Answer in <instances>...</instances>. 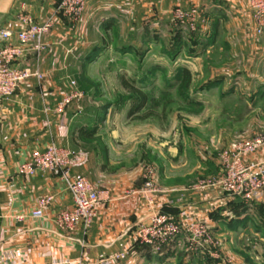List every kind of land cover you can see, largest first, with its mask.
Segmentation results:
<instances>
[{
  "label": "crops",
  "instance_id": "0c3cea01",
  "mask_svg": "<svg viewBox=\"0 0 264 264\" xmlns=\"http://www.w3.org/2000/svg\"><path fill=\"white\" fill-rule=\"evenodd\" d=\"M57 7V0H0V31H19L23 14L37 24L56 17L54 30L44 40L47 51L39 60L29 55L22 64L39 70L44 80L24 83L11 100L0 101V264H109L102 258L119 254L123 246L131 252L126 260L114 264L169 261L176 256L172 253L174 246L156 253L135 241L138 221L153 209L145 196L131 192L144 187L141 172L110 173L111 148L97 140L101 126L96 127L93 137L86 136V132L94 131L101 112L86 98L74 100L62 113L58 107L72 90L71 78L76 69H89L117 47H132L138 38L149 46L157 38L165 40L177 35L172 18L176 8L200 14L199 28L192 38L199 37L202 44L204 39H210V50L217 49L220 37L225 35L224 47L240 59L241 74L236 80L240 86L255 82L264 87V33L257 35L260 38L256 36L247 0H88L76 25L57 16ZM112 34L118 43L108 40ZM13 43L18 44L16 40ZM5 45L0 40V49ZM206 49H200L199 54ZM93 55L96 59L85 63ZM90 106L92 112L88 110ZM50 144L73 152V173L85 176L97 191L104 193L105 200L86 233L81 226L71 234L63 235L57 230L56 214L74 206L58 177H27L19 173L33 153L44 151ZM254 159L264 160V151ZM46 195L55 199L44 219L30 218ZM154 201L155 208L182 225L207 223L206 218L218 215L214 212L218 203L224 205L226 215L234 205L241 204L215 189L163 191ZM258 201H264V194L255 200ZM19 216L26 221L18 222Z\"/></svg>",
  "mask_w": 264,
  "mask_h": 264
},
{
  "label": "rangeland",
  "instance_id": "374dc122",
  "mask_svg": "<svg viewBox=\"0 0 264 264\" xmlns=\"http://www.w3.org/2000/svg\"><path fill=\"white\" fill-rule=\"evenodd\" d=\"M176 29L183 41L158 38L148 46L138 38L126 49L120 43L119 51H110L89 69H76L71 78L84 99L98 111L107 109L97 140L111 148L110 173L139 170L145 183L152 171L157 195L214 189L230 145L264 136V87L255 82L238 85L240 59L224 47L225 35L210 50V39L202 44L199 37L192 38L195 34ZM108 40L117 41L114 34ZM200 49L207 51L200 55ZM182 69L193 75L184 98L177 93ZM122 78L148 95L138 116L152 113L151 118L128 117L138 99L122 88ZM223 209L218 203V215L205 219L210 233L206 254L176 251L171 260L157 264H264V201L234 205L227 215Z\"/></svg>",
  "mask_w": 264,
  "mask_h": 264
},
{
  "label": "built area",
  "instance_id": "2783aa9c",
  "mask_svg": "<svg viewBox=\"0 0 264 264\" xmlns=\"http://www.w3.org/2000/svg\"><path fill=\"white\" fill-rule=\"evenodd\" d=\"M166 1V0H160ZM256 26V34L264 33V0H247ZM57 16L66 18L72 25H76L82 18L88 0H57ZM25 6H22V10ZM25 11V10H24ZM172 18L178 28L186 33L195 34L199 28L200 14L195 10L176 8ZM21 28L17 32L0 31V40L6 45L0 49V101H9L19 90L20 86L31 80L42 82V73L32 67H22L28 56L34 54L38 60L47 51L45 38L56 26V17H52L43 24L35 23L28 15L20 16ZM18 44H14V41ZM72 90L64 96L58 107V112L65 109L74 101L84 96L78 91L76 83H71ZM264 151V136L250 140L234 142L222 155L223 172L212 187L220 190L231 198L240 199L249 204L264 194V160L254 157ZM73 152L66 148L50 144L44 151L33 153L31 160L23 164L19 173L27 177L52 175L60 179L66 191L71 195L73 208L60 210L54 223L57 230L64 234H71L78 227L88 232L97 217V210L104 202V193L83 175L74 174L72 170ZM145 196L152 209L151 213L141 218L136 225V244L147 247L153 252L160 253L166 246H174L175 251H185L200 256L207 253L210 233L203 222H193L182 225L175 217L164 214L155 208L154 198L158 194L156 189V174L147 173L144 188L136 192ZM54 196L46 195L38 201L37 208L30 214L32 219H44L45 213L54 202ZM18 222L23 223L26 218L19 216ZM131 249L123 246L122 252L110 258H102L109 264L127 259Z\"/></svg>",
  "mask_w": 264,
  "mask_h": 264
},
{
  "label": "trees",
  "instance_id": "16d2710c",
  "mask_svg": "<svg viewBox=\"0 0 264 264\" xmlns=\"http://www.w3.org/2000/svg\"><path fill=\"white\" fill-rule=\"evenodd\" d=\"M176 32H178V30ZM175 36L177 38V39H175L176 41L179 39H181V41L184 40L182 33H180V32H178V34ZM126 48L127 47H124L123 49H126ZM96 57H97L96 55L87 57L85 63H87V64L92 63L94 61V59H96ZM121 84H122V88L127 93H129L132 96L137 97V99H138V101H136L134 103L132 109L128 113V117L138 119L141 121H144V120L151 118V116L153 115L152 113L138 116L139 113H141L144 110V108L147 106V103L149 100L148 95L146 93H144L143 91L139 90L133 83L128 82L125 78H122ZM192 85H193V75H192L191 71L189 69H182L180 72V80L178 82V88H177L178 95L180 97L184 98L190 92ZM105 110H107V109H105ZM105 110H104V113H103V111L100 110L101 118L96 120L98 122L95 124L94 131H91V133L86 132L87 135L85 132H83L82 134H85L86 136H89V137H93V135L97 133L96 127H99V123L103 122L104 118H102L103 117L102 114H105ZM238 200H240V199H238ZM254 202H252V203H254ZM239 203H241V205L244 204L241 200ZM172 253L175 254L176 251H174ZM192 257L195 258L196 256H192Z\"/></svg>",
  "mask_w": 264,
  "mask_h": 264
}]
</instances>
